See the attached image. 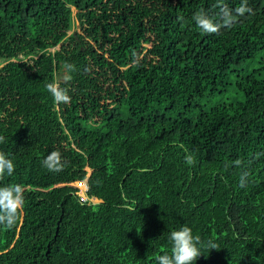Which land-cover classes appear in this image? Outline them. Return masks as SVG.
<instances>
[{
    "label": "trees",
    "instance_id": "obj_1",
    "mask_svg": "<svg viewBox=\"0 0 264 264\" xmlns=\"http://www.w3.org/2000/svg\"><path fill=\"white\" fill-rule=\"evenodd\" d=\"M217 2L0 0V152L15 165L0 186L24 187L0 264H157L184 225L200 237L193 264H264V57L238 73L242 102L201 107L264 53V0L203 33L192 16L218 19ZM87 167L97 206L71 186Z\"/></svg>",
    "mask_w": 264,
    "mask_h": 264
},
{
    "label": "clouds",
    "instance_id": "obj_2",
    "mask_svg": "<svg viewBox=\"0 0 264 264\" xmlns=\"http://www.w3.org/2000/svg\"><path fill=\"white\" fill-rule=\"evenodd\" d=\"M215 7L219 10L217 13L218 19L214 20L209 17L208 13L201 9L197 11L192 20L195 22L196 27L207 34H217L221 28L231 27L236 18L244 16L245 13H251L252 9L247 6V0H241L239 6L235 9H229L223 0H218ZM235 13V15L233 14ZM179 19H182L180 17ZM65 74L62 77L64 82H68L72 79L70 73L75 71V66L69 63L63 65ZM47 91H49L54 101L59 103H68L70 96L66 88H62L59 81H53L45 85ZM4 142V137L0 136V143ZM187 152V148L184 145H180ZM185 161L188 164H193L194 157L191 154L185 156ZM237 166L241 164L240 160L234 162ZM43 166L49 171L58 172L63 167L61 153L52 151L47 155L43 161ZM15 171V165L11 159H9L3 152H0V177L5 175L12 176ZM247 172H243L239 178V186L244 187L247 182ZM24 187L18 183H11L4 186H0V225L6 229L13 228L18 221L19 212L24 203ZM86 201L82 203H86ZM127 206V205H126ZM171 241V254H164L158 256L157 264H193V261L201 256L200 249L197 246L200 243L199 236H193L192 229L187 225L181 226L177 230L171 231L169 234ZM207 247L210 249H216L217 245L209 241Z\"/></svg>",
    "mask_w": 264,
    "mask_h": 264
},
{
    "label": "rangeland",
    "instance_id": "obj_3",
    "mask_svg": "<svg viewBox=\"0 0 264 264\" xmlns=\"http://www.w3.org/2000/svg\"><path fill=\"white\" fill-rule=\"evenodd\" d=\"M76 12H74L75 14ZM264 57V53L258 54L255 59L243 66L241 69L238 70V72L231 75L228 79L227 84L225 87L219 92V94L213 95L211 98H209L206 101H203L201 104V107L205 110L222 104H233L237 102L243 101V95L239 93L236 89V82L239 79L238 73H241V76L251 73L253 70L258 68V63L262 61V58ZM87 175L83 178L80 182H74L71 186H73L76 189V196L81 202L88 201L91 202L94 206H97L98 202L95 200H91L87 196L88 188H87V178L90 174V169L86 168ZM85 184V185H84ZM83 187H82V186Z\"/></svg>",
    "mask_w": 264,
    "mask_h": 264
}]
</instances>
